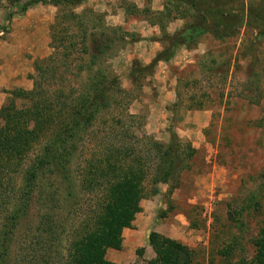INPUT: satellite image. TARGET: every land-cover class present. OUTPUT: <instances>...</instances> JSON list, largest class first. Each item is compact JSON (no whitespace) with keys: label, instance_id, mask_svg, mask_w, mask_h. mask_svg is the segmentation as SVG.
<instances>
[{"label":"rangeland","instance_id":"rangeland-1","mask_svg":"<svg viewBox=\"0 0 264 264\" xmlns=\"http://www.w3.org/2000/svg\"><path fill=\"white\" fill-rule=\"evenodd\" d=\"M245 3L258 5L259 0ZM16 9L0 0V27L6 29L0 33V109L13 92L33 89L34 64L52 54L55 18L70 12L82 17L87 44L90 38L113 41L104 55L109 58L98 60L95 68L118 77L122 92L115 97L120 105L99 116L94 135L90 129L79 137L70 181L60 183L50 173L39 176L30 211L11 236L5 264H63L68 240L90 217L91 196L78 189L79 178L96 143L109 138L112 129L102 123L113 124V119L127 122L124 130L136 132L139 139L167 145L175 134L194 155L176 188L175 183L158 184L154 193L149 180L139 214L122 231L121 249L106 250L105 259L147 264L155 259L149 235L156 234L190 249L191 264L252 260L254 243L264 231V38L256 40L259 27L245 23L225 41L201 37L189 50L180 48L169 63H159L150 76L136 72L134 64L149 65L166 47L164 34L175 36L192 22L187 6L171 0H85L73 9L39 4L7 24V15ZM74 25L65 24L57 34L64 28L72 33ZM76 36L81 45V34ZM75 74L64 76L65 86L78 88L86 73L78 79ZM21 104L17 102L23 108ZM40 149L35 145L22 168L4 179L11 191L20 192L23 171ZM67 183L76 186L72 199H66ZM10 207L0 205V211ZM50 221L53 234L47 232Z\"/></svg>","mask_w":264,"mask_h":264},{"label":"trees","instance_id":"trees-1","mask_svg":"<svg viewBox=\"0 0 264 264\" xmlns=\"http://www.w3.org/2000/svg\"><path fill=\"white\" fill-rule=\"evenodd\" d=\"M84 1L8 0L10 9L17 8L18 13L11 11L6 22L9 24L13 17H23L39 4L73 9ZM171 1L187 6L193 20L175 36L163 33L164 50L149 65L134 64L141 75L149 73L151 76L159 63H169L180 48L189 50L201 37L215 41L232 39L245 23L253 24L256 29L259 27L257 41L264 38V0H259L258 5L245 3L246 0ZM81 20L82 17L72 12L68 16L57 15L51 27L52 54L34 64L37 79L30 77L33 89L13 92L11 99L0 109V205L12 206L0 211V264L6 262L13 232L30 211L39 176L50 173L60 183L70 181L69 167L77 152L79 137L90 129L92 137L99 116L113 105H120L115 99L122 92L118 77L102 66L95 68L98 60L106 58L104 55L110 51L113 41L102 43L90 38L87 44L89 36H86ZM73 23L75 31L71 33L64 28L61 36L57 34L62 26ZM3 31L6 29L0 27V33ZM77 32L81 34V45L75 41ZM253 49V45L248 46L246 51ZM250 58L256 60L254 55ZM74 62L77 64L72 71ZM75 71L74 79L86 73L76 89L72 85L65 86L64 77ZM17 102H22L23 108L18 107ZM111 122L114 125L102 123L112 129L109 138L106 137L103 144L96 143L97 148L91 151V160L79 178L78 189L80 187L82 193L91 196L90 217L68 240L63 264H114L105 259L106 250L121 249L122 231L130 228L139 214L138 204L146 196L145 185L151 179L150 188L154 193L158 184L175 183L173 188H176L179 176L189 169L186 163L194 155V150L182 145L175 134H171L170 142L164 145L148 137L139 139L136 132L124 130L127 122L114 119ZM38 144L41 152L23 171L20 192L11 191L4 179L9 180L10 174H16L22 168L26 156ZM75 187L73 183L66 184V199L74 198ZM16 194L19 196L13 201ZM49 223L47 232L53 234L54 222ZM148 244L155 259L147 264H191L192 251L180 243L150 234ZM254 245V258L235 264H264V231Z\"/></svg>","mask_w":264,"mask_h":264}]
</instances>
